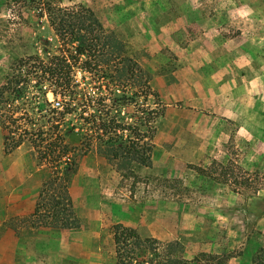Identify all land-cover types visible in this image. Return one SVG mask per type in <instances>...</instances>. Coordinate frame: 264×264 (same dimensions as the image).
<instances>
[{"label": "rangeland", "instance_id": "1", "mask_svg": "<svg viewBox=\"0 0 264 264\" xmlns=\"http://www.w3.org/2000/svg\"><path fill=\"white\" fill-rule=\"evenodd\" d=\"M50 3L91 8L138 63L129 121L143 116L147 76L163 115L150 166L119 172L96 151L81 157L70 183L80 226L68 229V253H56V242L30 264H113L114 225L135 210L142 216L130 227L180 241L189 259L206 252L230 255L228 264H264V0H0V83L15 58L60 47ZM77 74L82 85L90 76ZM48 99L55 102L52 93ZM23 150L34 172L37 152L29 142ZM6 154L0 125V264L14 255L4 253L5 244L13 249L8 228L25 229L28 251L36 221L35 208L17 216L5 209ZM46 171L49 165L36 175Z\"/></svg>", "mask_w": 264, "mask_h": 264}, {"label": "trees", "instance_id": "2", "mask_svg": "<svg viewBox=\"0 0 264 264\" xmlns=\"http://www.w3.org/2000/svg\"><path fill=\"white\" fill-rule=\"evenodd\" d=\"M47 10L60 47L15 58L0 83V125L6 153L29 142L39 164L50 167L32 215L33 226L76 229L80 220L70 183L81 157L96 151L119 172L150 166L156 121L163 113L147 76L140 80L143 116L128 120L127 107L139 95L136 85L142 69L105 31L91 8L50 3ZM79 69L90 73L89 79L83 76L84 85L77 78ZM49 93L56 103L48 99ZM114 240L113 264H228L231 257L201 252L189 259L180 241L142 237L123 223L114 225Z\"/></svg>", "mask_w": 264, "mask_h": 264}, {"label": "crops", "instance_id": "3", "mask_svg": "<svg viewBox=\"0 0 264 264\" xmlns=\"http://www.w3.org/2000/svg\"><path fill=\"white\" fill-rule=\"evenodd\" d=\"M157 84L160 91L167 92L168 89L166 83H158L157 81ZM23 146L24 144L4 156V160L8 161V163L10 162L9 165L7 163V166L3 169V177L5 181V189L3 190L6 193V199L4 200L5 209L7 211H16V216L26 213V211H30L36 207L40 188L44 179V175L37 176L36 172H43L45 165L37 166L36 170L33 172L31 168L32 157L23 150ZM139 216L141 217L142 215L139 214ZM139 216L138 211H132L130 215L128 214L125 216L122 222H124L126 226L134 225L137 223L136 220L140 219ZM8 218L9 216L6 217L4 221ZM146 219L147 216L144 217L145 221ZM28 230L30 245L27 251L24 247V243H22L24 240L21 238L22 235L25 234V229L19 226H16V229L8 228L7 233L12 235L13 249L10 251L5 244L6 250L4 253H13L14 255L11 260L10 256L5 257L4 263L2 264H22L25 260L24 253L29 254L28 261L30 264L35 261L34 258H37V253H46L43 255L40 254L41 257H46L47 253H52L53 245H56V242H60V250L56 253H68L67 244L64 251L62 249L63 241L65 243L68 242V229L63 231L62 228H52L47 226H40L38 229L32 226L29 227ZM157 236L158 237L156 238L159 239V235ZM232 262L233 261L230 259V263Z\"/></svg>", "mask_w": 264, "mask_h": 264}]
</instances>
